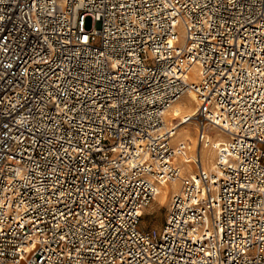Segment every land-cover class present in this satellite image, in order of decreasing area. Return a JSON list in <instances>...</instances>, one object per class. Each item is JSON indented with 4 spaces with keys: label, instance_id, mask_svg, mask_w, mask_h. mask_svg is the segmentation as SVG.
<instances>
[{
    "label": "built area",
    "instance_id": "1",
    "mask_svg": "<svg viewBox=\"0 0 264 264\" xmlns=\"http://www.w3.org/2000/svg\"><path fill=\"white\" fill-rule=\"evenodd\" d=\"M188 92L230 139L186 175ZM0 264H264V0H0Z\"/></svg>",
    "mask_w": 264,
    "mask_h": 264
},
{
    "label": "bare ground",
    "instance_id": "2",
    "mask_svg": "<svg viewBox=\"0 0 264 264\" xmlns=\"http://www.w3.org/2000/svg\"><path fill=\"white\" fill-rule=\"evenodd\" d=\"M182 97L180 101L173 105L170 110V114L171 116H174V118L181 115L182 122H186V120L192 117V115L198 108V97H196V94L194 92L184 94V96ZM188 120L189 121L186 122L187 124H183L180 129H177L174 140L175 142L178 141L179 143L182 142L183 138H193V140L195 141V146L194 150L191 149V152L193 154L196 152L195 160L198 161L199 164L202 163L205 168H212L216 164V161L219 157V148L221 147V143L228 142L230 139V135L220 128L211 126V128L217 130V135H213L210 132V128L208 127L203 131V133H205V136L202 135V129H200L199 139L195 137L192 132L190 123L193 121L190 119ZM184 152L185 153L183 154V156L181 155V164L183 165V168L188 165L193 166V159L190 156L191 154H189L187 151ZM215 155H217L216 158ZM159 189L160 191L156 195L155 201L162 202L169 193L174 194L180 190L179 181L165 182L164 184L159 186Z\"/></svg>",
    "mask_w": 264,
    "mask_h": 264
},
{
    "label": "rangeland",
    "instance_id": "3",
    "mask_svg": "<svg viewBox=\"0 0 264 264\" xmlns=\"http://www.w3.org/2000/svg\"><path fill=\"white\" fill-rule=\"evenodd\" d=\"M91 24H92V19L90 17H88L86 26L89 28V26H91ZM168 116H169V119L174 118V116H171L170 112H169ZM181 119H182V116L179 115V116H177V119H174L173 121H174V123H177V122H180ZM187 121H189V120H186V122ZM186 122H181L182 124L179 125L177 129H180V127L183 124H187ZM190 126H191V129H192L194 136L200 139V127L195 122H191ZM209 128H210V132L213 135H217V132H216L217 130H215L211 127H209ZM182 141H184L187 144L185 151H187L189 154H191L190 156L193 159V161H192L193 166L188 165V166L183 168V165L181 164V155H179L177 157L176 161L182 167V170H184V174L188 175V174L196 173L198 171L199 163H198V161L195 160L196 152L194 154L191 152V149L194 150L195 141L191 137L183 138ZM174 143H178V141L175 142V140H174ZM182 156H183V154H182ZM216 157H217V155H215V158ZM179 187H180V182H179ZM172 195H173L172 193H169L162 202H157V201H155V198H154L148 204V206H146V208L144 209V213L141 217L140 223H139V225L141 226L142 229L153 230V231H156L158 233L163 229L164 223H165V220L167 217V213H168V208H169L168 205H169V202H170Z\"/></svg>",
    "mask_w": 264,
    "mask_h": 264
}]
</instances>
